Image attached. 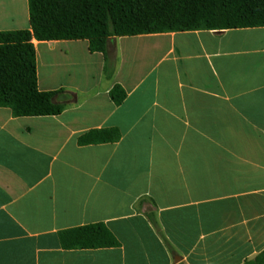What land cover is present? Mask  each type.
Returning <instances> with one entry per match:
<instances>
[{
    "label": "crops",
    "instance_id": "obj_1",
    "mask_svg": "<svg viewBox=\"0 0 264 264\" xmlns=\"http://www.w3.org/2000/svg\"><path fill=\"white\" fill-rule=\"evenodd\" d=\"M28 29L27 0H0V32ZM33 44L39 91L69 104L0 108V264H244L264 251V27L110 38L104 54ZM106 128L120 139L77 144ZM93 224L119 246L61 248L59 232Z\"/></svg>",
    "mask_w": 264,
    "mask_h": 264
},
{
    "label": "trees",
    "instance_id": "obj_2",
    "mask_svg": "<svg viewBox=\"0 0 264 264\" xmlns=\"http://www.w3.org/2000/svg\"><path fill=\"white\" fill-rule=\"evenodd\" d=\"M29 29L0 32V108L13 117L60 115L69 103H58L64 90L43 92L37 86L33 41L88 42L90 53L104 54L110 38L139 35L226 31L264 27V0H27ZM113 67L105 64L107 79ZM111 102L118 106L125 91L114 85ZM117 128L94 129L77 139L79 146L115 143ZM63 250H95L119 246L103 225L58 233ZM244 264H264V251Z\"/></svg>",
    "mask_w": 264,
    "mask_h": 264
}]
</instances>
